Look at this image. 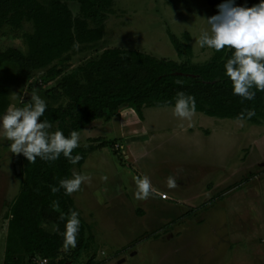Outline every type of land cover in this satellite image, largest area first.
<instances>
[{"label": "rangeland", "instance_id": "374dc122", "mask_svg": "<svg viewBox=\"0 0 264 264\" xmlns=\"http://www.w3.org/2000/svg\"><path fill=\"white\" fill-rule=\"evenodd\" d=\"M61 1L74 20L98 29L85 17L80 1ZM223 2L113 0L100 39L80 41L75 50L32 73L3 63L0 84L7 88L11 105L25 106L37 94L47 106L66 107L70 92H82L107 49L138 50L164 61L187 59L178 55L169 31L184 45L191 43L193 63H205L212 49L201 48L197 41L208 28L205 19L214 15L212 5ZM243 2L236 0L237 5ZM33 31L30 21L20 28L5 24L0 51L18 48L27 54L26 35ZM65 85L71 87L68 93ZM173 110L146 107L142 121L132 104L125 103L118 114L79 132L80 147L89 155L72 173L92 179L71 196L89 238L77 237L76 248L67 252L61 248L60 258L73 264H264V122L201 112L181 120ZM56 128L54 124L52 131ZM10 143L0 138V264L6 243L3 218L24 178L21 154L11 153ZM143 175L150 178L154 194L137 200L135 178ZM170 175L177 176L175 189L166 186ZM43 227L60 232L50 220ZM23 256L24 264H30V255ZM42 261L36 256L34 264Z\"/></svg>", "mask_w": 264, "mask_h": 264}, {"label": "trees", "instance_id": "16d2710c", "mask_svg": "<svg viewBox=\"0 0 264 264\" xmlns=\"http://www.w3.org/2000/svg\"><path fill=\"white\" fill-rule=\"evenodd\" d=\"M78 1L85 17L96 23L98 29L89 28L84 20H74L69 7L61 0H51L49 4L38 0H0V30L7 23L20 28L24 21H30L34 26V31L26 35L27 54L18 48L0 51V65L9 62L32 73L75 50L78 42L100 39L113 0ZM259 2L244 0L238 6L251 7ZM217 5H212L214 15L218 12ZM184 36L191 40L189 32ZM169 38L178 55H186L187 59L164 61L138 50L107 49L90 70L91 76L82 92H70L71 102L66 107L47 106L41 120L57 124L55 130L68 136L72 131L79 133L95 120H107L118 114L125 103L132 104L143 121L144 108L174 106L177 93L183 92L195 98V112L237 119L245 109H252L255 115L245 120L254 124L264 122V92H256L252 101H242L232 94V84L224 70V64L232 55L230 49H212L209 61L196 64L191 59V43L184 45L171 31ZM65 89L67 93L71 91L67 85ZM10 105L8 90L0 84V113ZM76 154L81 160L75 165L81 168L88 158V150L79 146L73 150V155ZM21 158L24 176L21 189L3 218L1 230L6 234L4 264H24L23 255L26 254L31 257L30 264L35 263L36 256L46 259L47 264H73L69 259L59 257L65 222L59 219L60 213L53 211L51 204L54 200L59 201L61 211L68 213L76 211L74 200L65 194L64 189L53 194L50 186H58L61 179L70 178L75 165L62 154L58 160L48 162L39 158L34 163L29 162L22 154ZM47 220L56 224L60 232H47L43 227ZM80 220L78 237L85 240L89 238L87 224Z\"/></svg>", "mask_w": 264, "mask_h": 264}, {"label": "clouds", "instance_id": "9594fccd", "mask_svg": "<svg viewBox=\"0 0 264 264\" xmlns=\"http://www.w3.org/2000/svg\"><path fill=\"white\" fill-rule=\"evenodd\" d=\"M217 9V14L205 19L208 28L201 31L197 43L201 48L215 51L228 48L232 51L224 64L225 76L232 84V94L242 101H252L256 92H264V0L251 7L238 6L236 0H224L217 5ZM20 104L23 105L22 98ZM46 108V101L37 94H33L31 102L25 106L10 105L0 113V138L11 142V153L22 154L29 162L34 163L37 158L46 162L56 161L62 154L70 164H77L81 156L73 155V150L80 146L79 133L72 131L65 136L61 130L52 131L53 125L41 120ZM194 112L195 98L178 92L173 115L181 120H191ZM254 115V110L245 109L237 119L242 121ZM91 179L90 175L73 171L70 178L61 179L58 186H50V190L55 194L64 189L66 195H71ZM135 183V199L147 200L154 194L148 176H137ZM166 186L175 189L178 186L177 176H168ZM51 207L60 213L59 219L65 222L63 250L75 249L81 225L79 212L70 210L64 213L59 201L55 200Z\"/></svg>", "mask_w": 264, "mask_h": 264}, {"label": "built area", "instance_id": "2783aa9c", "mask_svg": "<svg viewBox=\"0 0 264 264\" xmlns=\"http://www.w3.org/2000/svg\"><path fill=\"white\" fill-rule=\"evenodd\" d=\"M46 261H47L46 259H43L42 264H44Z\"/></svg>", "mask_w": 264, "mask_h": 264}, {"label": "crops", "instance_id": "0c3cea01", "mask_svg": "<svg viewBox=\"0 0 264 264\" xmlns=\"http://www.w3.org/2000/svg\"><path fill=\"white\" fill-rule=\"evenodd\" d=\"M133 112L135 113V111L133 110Z\"/></svg>", "mask_w": 264, "mask_h": 264}]
</instances>
